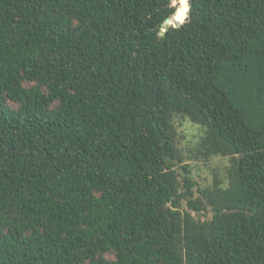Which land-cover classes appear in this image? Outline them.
Wrapping results in <instances>:
<instances>
[{
  "label": "trees",
  "instance_id": "16d2710c",
  "mask_svg": "<svg viewBox=\"0 0 264 264\" xmlns=\"http://www.w3.org/2000/svg\"><path fill=\"white\" fill-rule=\"evenodd\" d=\"M180 7L0 0V264H264V0Z\"/></svg>",
  "mask_w": 264,
  "mask_h": 264
},
{
  "label": "rangeland",
  "instance_id": "374dc122",
  "mask_svg": "<svg viewBox=\"0 0 264 264\" xmlns=\"http://www.w3.org/2000/svg\"><path fill=\"white\" fill-rule=\"evenodd\" d=\"M179 2L180 0H172V4L176 6L177 9ZM180 134V146L184 153L187 154L189 149L194 146L198 140V137H200L202 134V131L190 121H186L180 129ZM186 163L189 164L191 178L197 182L196 191L198 194L199 189L212 185L216 176H219L220 178L226 177L230 160L228 158L215 157L209 162H198L187 159ZM177 169L181 172H184V170L179 165ZM184 206L188 208L186 202H184ZM191 212L197 219L201 218L202 220L210 219L213 216L212 211H209L207 214H199L197 210L191 209Z\"/></svg>",
  "mask_w": 264,
  "mask_h": 264
},
{
  "label": "clouds",
  "instance_id": "9594fccd",
  "mask_svg": "<svg viewBox=\"0 0 264 264\" xmlns=\"http://www.w3.org/2000/svg\"><path fill=\"white\" fill-rule=\"evenodd\" d=\"M180 4H181V7L179 8L177 13L175 14L173 20L179 21L181 24H183L185 22L187 13L189 11L188 0H180ZM171 22H173V21H165L166 24L171 23Z\"/></svg>",
  "mask_w": 264,
  "mask_h": 264
},
{
  "label": "water",
  "instance_id": "95a60500",
  "mask_svg": "<svg viewBox=\"0 0 264 264\" xmlns=\"http://www.w3.org/2000/svg\"><path fill=\"white\" fill-rule=\"evenodd\" d=\"M167 21H173V22L165 24V29H168L171 25H174V26H179V25H181L180 22H175V21L173 20V18H169Z\"/></svg>",
  "mask_w": 264,
  "mask_h": 264
},
{
  "label": "built area",
  "instance_id": "2783aa9c",
  "mask_svg": "<svg viewBox=\"0 0 264 264\" xmlns=\"http://www.w3.org/2000/svg\"><path fill=\"white\" fill-rule=\"evenodd\" d=\"M164 30H166V29H164Z\"/></svg>",
  "mask_w": 264,
  "mask_h": 264
}]
</instances>
